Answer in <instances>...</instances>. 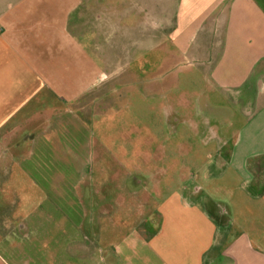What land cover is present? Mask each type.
<instances>
[{
  "label": "crops",
  "instance_id": "obj_1",
  "mask_svg": "<svg viewBox=\"0 0 264 264\" xmlns=\"http://www.w3.org/2000/svg\"><path fill=\"white\" fill-rule=\"evenodd\" d=\"M108 46L127 62L114 69L113 88L126 70L136 78L131 83L140 81L131 69L139 60L149 77L157 50L172 77L161 91L198 92V103L187 113L178 96L169 100L162 118L177 132L163 141L171 144L150 148L146 158L158 160L129 171V184L120 170L108 184L98 180L97 188L112 192H102L96 210L86 207L80 219L59 212L57 200H48L53 213L42 212V200H0V264H264V0H0L4 166L11 156L36 158L61 140L62 132L45 130L60 123L59 108H84L89 92H100L107 75L98 55ZM186 63L199 71L198 90L181 84ZM34 110L50 115L34 117L45 130L36 134L35 127L27 138L17 128ZM187 117L186 138L179 126ZM185 140L197 143L186 149ZM21 161L14 159L13 173L24 172ZM186 168L198 174L191 187ZM169 174L176 175L171 189ZM122 188L144 201L138 212L157 206L146 219L154 228L122 230Z\"/></svg>",
  "mask_w": 264,
  "mask_h": 264
},
{
  "label": "rangeland",
  "instance_id": "obj_2",
  "mask_svg": "<svg viewBox=\"0 0 264 264\" xmlns=\"http://www.w3.org/2000/svg\"><path fill=\"white\" fill-rule=\"evenodd\" d=\"M94 47L90 45V48L94 49ZM107 48L105 53L98 55L100 61L102 60L106 65L103 68L107 75L99 89L100 92L97 93L95 89H92L88 94L89 101L84 108H81L79 102L67 106L66 109L59 108L54 115L59 117L60 123L52 124V131L43 128L50 133L59 134L62 132L61 140L53 141L48 148L44 145L41 148L43 154L36 158L25 157L28 152L21 153L20 157H9L8 173H5L7 166H4L0 156V200H42L45 203L41 208L45 213H49L54 208V203L49 205L48 200H57L56 207L59 212L72 213L75 220L80 219L79 214L81 211H85L86 207L90 206L93 208L92 211L96 210L95 203L100 199L102 192H112L111 189L97 188L98 180L103 179L108 184L107 180L112 179V171L120 170V180L129 184V171L142 172L140 166L145 165L146 159L158 160L157 156L146 158L151 154V149H160L162 143L171 144L172 141L166 143L163 141L165 135L177 132L173 126L164 123L162 118L165 111L168 110L169 103L167 102L176 100L174 97L178 96V99L185 103L186 112L189 113L193 112V107L198 103L201 94L198 92L177 94L180 93V90L179 92L176 90L177 93H163L160 89L161 84H171L172 77H166L165 72L162 71L160 67L161 52L157 50L152 52V56L147 62L149 77L143 76L146 74L145 62L139 60L132 64L131 69H137V73L140 72L142 75L139 78L140 81L131 83L130 81L136 78L128 76V70L123 69L126 71L118 78L122 80V83L113 88L112 73L114 69L116 66L118 68L125 67L127 62L117 61L118 57L112 53L113 46ZM187 66L186 63V73L181 84L194 86L195 90H198L201 79L198 75L199 71ZM150 85L158 89H150ZM146 86L148 87L147 91H141ZM49 115L50 113L34 110L30 114L32 117L19 124L17 131L25 129L27 138H31L36 132L35 127L39 129L36 132L38 134L44 126H36L37 122L34 121V117L41 118L40 121L43 122ZM190 118L187 117V122L179 126V131L186 138L192 132L188 122L191 120ZM35 122L36 124H33ZM185 141L186 149H191L197 143ZM43 143L45 142L40 144ZM51 149L56 150L55 154L49 152ZM14 159L22 160L21 165L26 168L24 172H12L10 166L13 167ZM188 170L186 168L185 176L188 179L186 185L191 187L195 180L194 176L198 174ZM1 171L4 172L3 175ZM138 175L144 179L143 175ZM7 176H13V179H9V182L6 183L2 182V178L5 180ZM174 176L176 177V175L169 174V189L174 186ZM219 182L221 183V181ZM129 192L130 190L127 188L121 189L122 230L136 228L144 232L143 228L147 226L154 228L156 222L146 219L150 218L149 213L157 212V206L155 204L152 207L146 206L145 211L138 212L140 204L144 205V201L132 200L135 197L130 199ZM68 200H74L73 205L68 204ZM220 202L224 206L227 203L223 198L220 199ZM51 212L53 213V211ZM137 213L138 220L132 221L133 218H136Z\"/></svg>",
  "mask_w": 264,
  "mask_h": 264
}]
</instances>
